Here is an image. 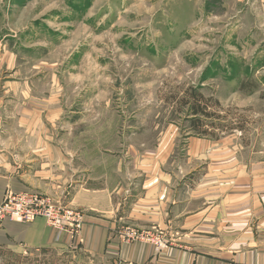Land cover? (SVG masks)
I'll return each mask as SVG.
<instances>
[{
	"label": "rangeland",
	"instance_id": "rangeland-1",
	"mask_svg": "<svg viewBox=\"0 0 264 264\" xmlns=\"http://www.w3.org/2000/svg\"><path fill=\"white\" fill-rule=\"evenodd\" d=\"M25 78L61 94L59 138L73 125L96 156L152 146L168 127L179 154L189 136L248 146L264 128V1L0 0L6 107ZM190 90L209 98L211 119L191 121Z\"/></svg>",
	"mask_w": 264,
	"mask_h": 264
},
{
	"label": "crops",
	"instance_id": "crops-1",
	"mask_svg": "<svg viewBox=\"0 0 264 264\" xmlns=\"http://www.w3.org/2000/svg\"><path fill=\"white\" fill-rule=\"evenodd\" d=\"M21 83L9 107L0 98V203L7 191L39 193L84 223L75 236L42 217L3 218L0 264H264V128L248 146L189 136L179 154L168 127L152 146L96 156L73 125L59 138L57 90ZM70 112L68 124L80 121L82 111ZM124 225L161 231L167 246L122 243Z\"/></svg>",
	"mask_w": 264,
	"mask_h": 264
},
{
	"label": "built area",
	"instance_id": "built-area-1",
	"mask_svg": "<svg viewBox=\"0 0 264 264\" xmlns=\"http://www.w3.org/2000/svg\"><path fill=\"white\" fill-rule=\"evenodd\" d=\"M42 217L46 223L59 230L78 236L84 223L83 213L75 208L63 206L51 197L33 192L7 191L0 203V220L31 222ZM122 243L135 241L150 243L156 251L167 246L164 234L155 229L124 225L119 230Z\"/></svg>",
	"mask_w": 264,
	"mask_h": 264
},
{
	"label": "trees",
	"instance_id": "trees-1",
	"mask_svg": "<svg viewBox=\"0 0 264 264\" xmlns=\"http://www.w3.org/2000/svg\"><path fill=\"white\" fill-rule=\"evenodd\" d=\"M243 86H245L244 81L240 83V88H242ZM190 92H191L190 93L191 99L184 100V104H189V109L191 111V114L193 115L191 121H194L195 123L197 122L199 124L198 121H200L201 123V120L203 118H205L203 120H206L207 118L211 119L212 113L207 111V102L209 101V98L204 97L202 93H199L196 90H190ZM215 103H217V101ZM193 129H195V127H193ZM197 133H200L203 135L212 134V132L208 131L207 129H202L201 131H198Z\"/></svg>",
	"mask_w": 264,
	"mask_h": 264
}]
</instances>
